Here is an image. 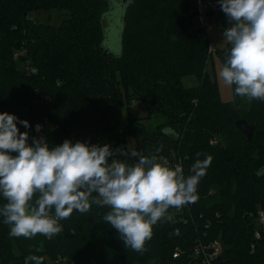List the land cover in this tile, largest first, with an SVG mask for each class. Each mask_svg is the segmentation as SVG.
I'll list each match as a JSON object with an SVG mask.
<instances>
[{
    "label": "trees",
    "instance_id": "16d2710c",
    "mask_svg": "<svg viewBox=\"0 0 264 264\" xmlns=\"http://www.w3.org/2000/svg\"><path fill=\"white\" fill-rule=\"evenodd\" d=\"M53 8L67 13L59 25L32 14ZM196 9L191 0H0V112L29 121L31 128L18 126L30 132V143L40 135L50 148L66 139L107 143L131 165L138 161L128 143L138 132V152L160 162L181 158L185 177L197 159L212 157L197 200L181 212L169 208L172 219L153 226L142 254L103 221L110 208L93 204L60 221L62 231L51 239L10 237L0 215V264H25L29 255L43 264H202L195 247L215 240L223 244L219 264H264V101L235 91L232 100L220 98L206 70L210 36L195 25ZM109 31L121 38L114 49ZM229 50L218 52L224 64ZM188 74L199 86L184 88ZM134 101L147 118L164 121L152 132L142 118L121 128ZM238 121L253 127L251 139Z\"/></svg>",
    "mask_w": 264,
    "mask_h": 264
},
{
    "label": "clouds",
    "instance_id": "9594fccd",
    "mask_svg": "<svg viewBox=\"0 0 264 264\" xmlns=\"http://www.w3.org/2000/svg\"><path fill=\"white\" fill-rule=\"evenodd\" d=\"M217 3L231 25L222 33L230 50L218 77L235 85L241 98L264 101V0ZM18 124L32 127L27 120L0 112V196L6 201L0 215L10 226V237L40 234L51 239L62 231L60 221L74 210L88 213L95 204L110 208L103 221L118 231L126 248L142 254L153 226L169 208L197 200L198 185L212 161L211 156L197 159L193 174L185 177L181 166L169 167L168 161L138 151L131 152L138 162L129 165L127 159L116 158L120 149L107 143L73 144L66 139L50 148L43 135L31 137L30 143V132H21ZM40 128L37 125L36 131ZM43 259L29 255L25 264H43Z\"/></svg>",
    "mask_w": 264,
    "mask_h": 264
},
{
    "label": "rangeland",
    "instance_id": "374dc122",
    "mask_svg": "<svg viewBox=\"0 0 264 264\" xmlns=\"http://www.w3.org/2000/svg\"><path fill=\"white\" fill-rule=\"evenodd\" d=\"M192 4L196 5L197 0H191ZM34 17L38 18L41 22L45 23H51L55 25H59L64 18H66V14L64 11H61L58 8H53L49 10H43L38 11L35 13H32ZM117 17L114 19L117 21ZM196 26L199 27H205L202 26V22L199 21L198 17L195 18ZM207 23H206V30L209 34V44L211 48V54L209 57V64L207 65V72L210 76L211 80L214 81L218 87V90H220L219 95L220 98L223 101H229L232 100L234 97V89L233 85L229 86L226 85L219 77L218 72L223 67L224 62L222 61L220 54L218 53L219 50L225 49L227 46L226 43H223L224 37L222 35L223 31L230 27V23L228 21L227 16L222 12H209L207 15ZM113 31V29H111ZM108 32L110 38H107L110 41V46L114 49L116 45H118V42H120L121 38H119V35L114 32ZM116 34V35H113ZM109 37V36H108ZM120 50V47L119 49ZM182 84L184 88H193L196 86H199V77H196L195 75H185L183 76ZM142 103H136L135 101L132 104V109L128 111V109L123 111V115L121 118V128L125 129L127 125L129 124L130 118H142L141 120L144 122V125L148 129L149 132H152V128L155 127L157 124L163 122L164 120L160 117L156 119L154 122L153 120L147 118L146 111L144 109ZM134 136L130 139L128 143V148L130 149V153L132 151H140V137L141 135L138 132H135L133 134ZM156 260H151L147 264H155Z\"/></svg>",
    "mask_w": 264,
    "mask_h": 264
},
{
    "label": "built area",
    "instance_id": "2783aa9c",
    "mask_svg": "<svg viewBox=\"0 0 264 264\" xmlns=\"http://www.w3.org/2000/svg\"><path fill=\"white\" fill-rule=\"evenodd\" d=\"M196 7H197V16L199 21H201L202 26L206 27V23H207V15L209 12H220L221 8L219 6V4L217 3V0H197L196 3ZM41 126V125H40ZM214 139L211 140L212 143L215 144ZM168 161V166L175 168L177 165L181 166L184 169H187L185 166V162L182 161L181 158H177L176 160H174V162L172 163V161H170L167 158H164L163 161ZM191 204L193 203H189L187 204V206H189V208L191 207ZM181 208H177V212H181ZM259 216H258V220H259V225H261L264 228V207H260L259 211ZM177 233L179 232V230H176ZM257 236H261V233L259 230H257ZM222 243L218 240L215 241H211L208 243H198V245L195 247V255L198 256L199 258H201V263L202 264H219L218 263V259H220L221 255H222ZM181 253V249L178 248L175 250L173 256L174 257H178ZM63 257H59V260H62Z\"/></svg>",
    "mask_w": 264,
    "mask_h": 264
},
{
    "label": "water",
    "instance_id": "95a60500",
    "mask_svg": "<svg viewBox=\"0 0 264 264\" xmlns=\"http://www.w3.org/2000/svg\"><path fill=\"white\" fill-rule=\"evenodd\" d=\"M238 127L244 131V133L247 135V137L249 139H251L253 133H254V130H253V127H251L250 125H248L245 121H238L237 123ZM136 160L138 161V157H135Z\"/></svg>",
    "mask_w": 264,
    "mask_h": 264
}]
</instances>
